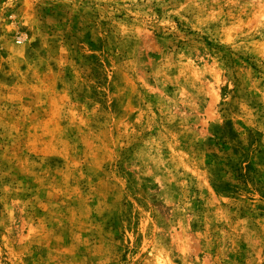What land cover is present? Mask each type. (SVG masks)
I'll list each match as a JSON object with an SVG mask.
<instances>
[{
	"label": "rangeland",
	"instance_id": "1",
	"mask_svg": "<svg viewBox=\"0 0 264 264\" xmlns=\"http://www.w3.org/2000/svg\"><path fill=\"white\" fill-rule=\"evenodd\" d=\"M0 264H264V0H0Z\"/></svg>",
	"mask_w": 264,
	"mask_h": 264
}]
</instances>
